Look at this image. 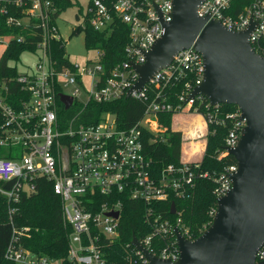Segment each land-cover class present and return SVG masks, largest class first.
<instances>
[{
  "label": "built area",
  "instance_id": "1",
  "mask_svg": "<svg viewBox=\"0 0 264 264\" xmlns=\"http://www.w3.org/2000/svg\"><path fill=\"white\" fill-rule=\"evenodd\" d=\"M63 1L71 2L70 8L76 9L77 27L85 29L89 23L97 31L109 32L117 19L127 24L130 28V40L125 49L127 60L107 73L101 63L103 53L94 51L95 57L89 58L84 67L76 63L71 68L58 66L52 42L63 41L57 22L70 9L64 12L59 9ZM0 2L9 3L24 16H8L7 24L21 26L32 22L42 32V40L36 50L30 52L37 58L34 66L19 71L16 79L23 96L9 103L8 85L0 81L3 118L0 145L14 149V158L0 157V193L8 201L17 202L22 195L36 191L38 178L52 181L55 194L61 198L63 221L72 229L67 259L39 256L22 248L17 244V231L14 234L18 237L13 238L7 250V259L16 264H106L101 241L119 237L122 197H129L147 206L146 220L152 232L142 240L138 238L141 245L154 256L177 261L180 251L175 230L187 240L194 237L184 227L177 209L175 214L171 213L177 218L170 220L163 218L156 206L171 197L187 198L196 180L211 179V176L199 170V162L182 160L180 165L159 167L147 144L168 141V128L160 122L161 116L190 112L200 115L194 102L205 98L198 96L190 101L188 98L204 76L202 55L193 47L180 51L168 67L127 98L139 78L132 64L145 62L144 52L164 33L162 21H172L173 0ZM0 12L9 14L6 6L0 5ZM197 13L202 18L218 20L236 32L246 31L254 24L249 40L253 49L264 56V0H205ZM6 39L9 43L12 38ZM17 40L24 42L25 36ZM179 84L182 90L174 105L165 91ZM61 95L72 98L68 109ZM123 98L147 103L143 117L129 128L119 126L116 116L109 112L101 113L97 122L87 114L91 102L102 104ZM220 106H212L207 100L206 109L217 110L203 117L206 129L208 123L227 128L219 160L229 155L227 149L236 147L246 126L237 107L234 112L223 114ZM75 107L79 108L77 114L67 116L66 112ZM236 170L237 164H234L213 177L217 199L232 187L230 176ZM7 182H13L12 186L4 188L1 183ZM115 212L117 218L110 215ZM212 213L214 217L216 210ZM133 248L143 264H149L144 254ZM263 262L264 245L256 256V264Z\"/></svg>",
  "mask_w": 264,
  "mask_h": 264
},
{
  "label": "trees",
  "instance_id": "2",
  "mask_svg": "<svg viewBox=\"0 0 264 264\" xmlns=\"http://www.w3.org/2000/svg\"><path fill=\"white\" fill-rule=\"evenodd\" d=\"M244 2V1H241ZM1 6H6L9 14L0 12V41L3 38L11 37L0 59V81H5L8 85V102L23 96L20 85L16 82L19 70L16 64L21 60L24 53L34 52L37 44L42 40V32L32 22L21 26L7 24L8 16L22 18L21 11L15 9L6 2H0ZM71 2L63 1L59 9L64 12L71 6ZM73 34L84 32L85 47L88 52L98 51L103 53L101 63L108 73L117 64L127 60L126 46L130 40V28L127 24L117 19L113 28L109 32H100L89 23L83 29L80 26L73 30ZM25 36L24 42H18L17 38ZM53 57L58 60V66L70 67L73 63L66 53V45L63 41L52 42ZM182 85L170 86L165 94L169 96L171 102L177 105V94H180ZM207 100H195L194 107L198 108L199 114L207 117L208 113H214L217 108L206 109ZM147 103L136 99H120L118 101L98 104L91 102L88 106L87 114L94 117L93 122L99 120L103 112H109L116 116L119 126L129 128L135 125L142 117ZM79 108H73L66 112L71 117L77 114ZM219 110L223 114L234 112L236 106L222 105ZM86 115V114H85ZM176 113L166 114L160 117L168 128V141L166 143L147 144L154 162L160 166L169 164L180 165L182 161L181 147L183 135L181 131L175 130L173 117ZM84 121V120H82ZM3 118L0 110V134ZM203 123L199 124L202 130ZM227 128H222L216 123H208L207 132L204 136L207 143L204 156L199 162V170L210 174L211 179H199L195 181L194 187L190 190L187 198L171 197L166 202H160L156 208L163 218L174 220L177 216L171 214V205L181 213L182 222L188 228L194 239L198 238L213 220V211L217 210V197L215 189L217 187L213 177L222 174L226 168L236 164L233 156H226L218 159L219 151L224 147V138ZM202 144H194V154L202 150ZM14 149L2 147L0 145V157L14 158ZM13 182L1 183L4 188L12 186ZM105 201L102 199V202ZM122 213L120 219V235L115 240H102L104 258L106 264H143L142 260L136 256V251L131 245L132 236L142 240L152 232V227L146 220L147 206L129 197H122ZM11 209L15 213L11 214ZM16 228L21 230L14 234ZM71 227L67 226L62 217L61 198L53 190V182L45 178H38L36 181V191L30 195H22L21 198L12 204V201L0 193V264H16L7 259L6 253L13 238L18 237L17 244L24 249L31 250L39 256H47L54 259H67L69 251V234Z\"/></svg>",
  "mask_w": 264,
  "mask_h": 264
},
{
  "label": "water",
  "instance_id": "3",
  "mask_svg": "<svg viewBox=\"0 0 264 264\" xmlns=\"http://www.w3.org/2000/svg\"><path fill=\"white\" fill-rule=\"evenodd\" d=\"M205 0H173V19L162 21L164 33L144 52L143 64H132L139 78L129 91H140L174 56L193 47L202 55L204 76L188 101L204 97L212 106L232 105L246 121L236 147L227 149L236 160L232 187L217 199L211 224L194 239H185L178 229L180 258L173 262L152 255L132 236L131 244L149 264H256L264 245V56L250 43L251 27L229 30L218 20L200 17L198 7ZM68 109L72 98L61 95ZM171 213L176 207L172 203ZM118 217V213L113 214ZM260 264H264L260 263Z\"/></svg>",
  "mask_w": 264,
  "mask_h": 264
},
{
  "label": "rangeland",
  "instance_id": "4",
  "mask_svg": "<svg viewBox=\"0 0 264 264\" xmlns=\"http://www.w3.org/2000/svg\"><path fill=\"white\" fill-rule=\"evenodd\" d=\"M75 11V8L68 9L64 14L61 15V18L58 19L57 24L59 26L62 39L65 42L66 53L69 60L72 63H76L79 64L81 67H84L86 61L89 58L95 57L96 52H88L86 50L84 32L73 34V30L78 25V20L75 17ZM7 44L8 40L6 38L0 41V59ZM36 59L37 58L35 55H32L30 53H24L21 56L20 62L14 64H16L20 72H24L28 66H34ZM198 121L199 119L192 112L187 113L186 115L177 114V116H175L173 120L174 128L182 132L184 149L188 152L191 151V142H194L195 144L201 143L202 145H207L204 138L207 129L204 134H201ZM182 157L183 160H188L187 156L184 153ZM201 157L202 156H199L197 153L195 155V158L192 159L191 162L197 163L200 161ZM13 203L14 202H12V204ZM15 211V209H11V214L15 213ZM16 231L21 232V230H19L18 228H16Z\"/></svg>",
  "mask_w": 264,
  "mask_h": 264
},
{
  "label": "crops",
  "instance_id": "5",
  "mask_svg": "<svg viewBox=\"0 0 264 264\" xmlns=\"http://www.w3.org/2000/svg\"><path fill=\"white\" fill-rule=\"evenodd\" d=\"M178 114H184V115H186L187 113H178ZM175 116H177V114L175 115ZM174 116V117H175ZM195 116L199 119V121H198V125L200 124V123H203V127H202V132L203 133H205L206 132V126H205V122H204V118H203V116H201V115H197V114H195ZM174 117H173V120H174ZM174 126V125H173ZM175 129V128H174ZM176 130V129H175ZM179 131V130H178ZM191 145H190V148H191V151L190 152H188V151H186L185 149H184V144L182 143V147H181V155H183V153L187 156V158H188V160L187 161H191L192 159H194L195 158V155L196 154H194V151H193V149H194V142H191L190 143ZM205 149H206V145L205 144H203V146H202V151L200 152V153H198V155L199 156H202L201 157V159H200V161L199 162H201V160H202V158H203V156H204V152H205ZM182 160H183V157H182ZM185 161V160H184Z\"/></svg>",
  "mask_w": 264,
  "mask_h": 264
}]
</instances>
